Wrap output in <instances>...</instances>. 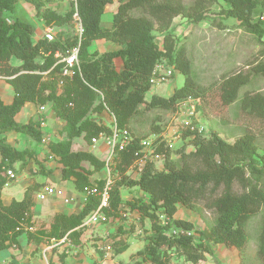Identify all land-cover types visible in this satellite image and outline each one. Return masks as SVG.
I'll return each instance as SVG.
<instances>
[{"label": "trees", "instance_id": "1", "mask_svg": "<svg viewBox=\"0 0 264 264\" xmlns=\"http://www.w3.org/2000/svg\"><path fill=\"white\" fill-rule=\"evenodd\" d=\"M23 1L41 15L44 25L73 28L72 2L66 1L68 11L60 14L48 9L41 11L42 0ZM114 1L117 5L111 26L103 27L101 17ZM18 2L0 0V76L3 77L0 83L12 91L9 103L0 95V192L8 182L5 171H13L16 165H23L35 156L30 150H17L10 145L6 134L22 133L34 141H39L43 135L38 122L18 124L15 120L29 105L51 108L55 117L64 123L62 133L66 140L51 144L48 151L52 160L61 165V180L71 182L77 194L93 186L102 190L105 181L92 182L83 164H89L93 171H101L104 161L87 151H72L71 146L76 137L91 144L100 134L109 135L108 126L90 118L91 114L106 112L116 128L127 131L131 138L114 161L113 168L119 179L114 180L109 191L107 219L120 213L122 187H137L148 196L147 203H129L131 210L140 212L141 219L151 222L146 245L131 257L150 264H170L168 251L174 250L187 263L198 264L205 260V255L212 256L213 248L203 243V234L199 237L201 241L195 242L192 223L174 219L178 206L195 210L197 203L203 200L209 201L206 208L214 212L208 240L214 245L241 250L247 239V221L264 205V172L258 166L263 164L264 156H260L254 136L244 134L228 143L215 132L207 137L184 131L182 138L189 139L193 150L187 154L176 151L177 160L171 158L172 150L164 142L159 144V136L155 153L163 157L162 169L146 161L138 169V178L132 179L126 172L141 156H137L141 149L139 143L145 137L131 133L130 126L141 105L148 110L175 114L181 102L204 96L206 90L198 84L185 48L177 47L172 24L177 19L192 24L205 22L211 5L225 4L218 14L235 20L239 28L255 37L261 46V62L249 66L246 74L240 72L222 79L218 86L222 104L234 103L242 89L252 88L257 78L264 77V22L260 19L264 0H76L83 28L81 38L75 34L61 39L54 37L53 41H47L44 36L32 40V25L15 15ZM8 16L14 17L12 23ZM96 41H104L116 49L98 53L92 49ZM73 47H78V64L70 68V76H62L68 66L58 62L55 53L65 55ZM12 59L18 61L16 66L9 64ZM117 60L121 62L119 71L115 66ZM163 62L179 73L183 82L169 97L152 95L146 101L150 79ZM239 109L264 120V94L245 90ZM154 132L159 135V128ZM234 185L238 187L237 192ZM32 187L25 188L20 201L12 200L8 205L3 204L0 196V250L16 243L22 235L27 244L38 247L43 242L49 244L66 237L77 243L80 226L97 208L98 198L89 195L78 212L57 213L49 224H39L30 232L34 226L33 194L37 191ZM160 215L167 217L166 225H162ZM174 230L177 233H172ZM257 244V256L264 263V213Z\"/></svg>", "mask_w": 264, "mask_h": 264}, {"label": "rangeland", "instance_id": "2", "mask_svg": "<svg viewBox=\"0 0 264 264\" xmlns=\"http://www.w3.org/2000/svg\"><path fill=\"white\" fill-rule=\"evenodd\" d=\"M42 1L44 6L41 11L48 9L60 14L68 11L66 0ZM186 2L189 3V1ZM116 4V1H114L113 5L108 9L115 8ZM222 7H226V5L220 3L209 6L205 22L192 24L184 20H176L172 24L177 47L183 46L185 48L186 56L192 64V72L198 84L206 90L201 99L194 100L196 120L204 128L205 136L209 137L211 132H215L228 143H233L244 134L254 136L258 152L260 156H264V120L248 115L239 109V101L245 90L252 89L255 92L264 94V77L257 78L252 88L242 89L234 103L224 105L220 100L218 86L223 78L240 72L246 74L249 66L262 61L259 54L261 46L257 39L239 28L235 20L220 16L218 13ZM15 15L19 20L32 25L34 31L32 40L44 35V30L48 26L44 25L41 15L36 13L32 5L19 0L16 5ZM261 15L264 17V9ZM8 19L11 23L14 21V17L8 16ZM53 30V37L57 39L76 34L74 26L72 29L69 26H64L63 28L55 26ZM115 49V46L109 44L106 50L99 49L94 51L104 53ZM9 64L16 66L18 61L12 59ZM162 66L164 70L160 72L164 74L165 80L152 85L145 95L146 101H149L152 95L164 98L169 97L174 88L179 87L183 82V77L171 68H167L165 62L162 63ZM160 72L158 71L156 78H160ZM0 95L6 102L11 98L12 91L6 84L0 83ZM26 109L23 114L27 115H22L21 122L27 123L31 121L40 124V119H43L46 125L44 127L39 125L40 129L43 128L41 130L43 135L39 141H34L22 133H19L17 138L13 139L18 144V149L30 150L34 152L35 156L30 160H26L23 165L15 166L13 171L17 178L9 182L10 187L23 182V186H33L32 188L39 190V185H37L35 180H46L47 184L59 186L64 193L66 191L71 193V195L66 193L67 195L79 198L80 194H77L73 184L69 181L61 180V165L56 160H49V146L66 140L64 133H62L64 123L55 117L49 107L44 114H40L38 107L35 105H29ZM90 118L97 123L108 127L112 126V119L106 112L91 114ZM130 128L131 133L150 140H153V136L156 138L161 135L168 136L172 130L181 132L179 120L177 116H174L173 112L160 109L148 110L145 109L144 105L139 107L138 113L132 119ZM156 128L160 130L159 135L154 132ZM94 145L95 147L92 146V143H86L82 137H76L72 140L71 150L90 152L103 161L107 154L103 140H99ZM171 150V158L177 160L179 153L176 151L182 150L187 154L193 148L189 145V139H183L181 136L180 139L172 142ZM154 164L158 170L163 167L162 162L158 161ZM258 166L264 172V162L263 164L261 162ZM83 167L85 171L90 172V180L92 182L100 179L105 181L109 177L113 183L119 179L118 173L115 172L113 167H110L109 171L105 168L101 171H93L92 167L87 163L83 164ZM138 169H140V166L133 165L126 172V175L132 179H137L139 176ZM9 184L7 186L4 185L2 190L8 189ZM19 188L16 187V190ZM233 189L236 192L238 191L236 185H234ZM120 190L122 203L119 215L117 217H109L106 224L81 229V235L77 243L73 239L68 238L64 243L54 247L50 257L51 260H49L50 264H150L140 261V258H136V256L134 258L131 257L146 245L147 238L151 234V222L148 219H141L142 215L140 212L131 210L129 206V203L137 201L147 203L148 196L137 187H122ZM2 194L1 191V197ZM33 200L34 226L29 230L30 232H34L39 224L47 225L55 214L66 208L60 204L59 199L48 198V200L43 201L45 202L42 204L44 208L42 205H38V207L40 206L39 210L36 203V192L33 194ZM208 203V200L199 201L195 210H188L185 207L178 206L174 216V219L185 220L193 224L194 232L192 231L191 234L196 243L201 241L199 237L203 234L201 236L202 239H205L203 243L209 244L213 248V255H205V260L200 261L198 264H264L257 256V238L262 224L264 205L247 221L245 225L246 242L241 250H236L226 248L223 245H214L208 240L209 232L214 222V212L206 208ZM74 204H78L77 206L81 207L79 200H76ZM67 209L66 212H71L70 208ZM44 210H49L50 212L40 214V211L43 212ZM42 244L47 245L48 243L43 242ZM37 247L36 245L27 244L25 235H22L17 239L16 243L7 244L0 250L3 256L0 263L41 264L39 260L40 251L39 247ZM168 255L170 256V264H191L187 263L184 257L174 250H169Z\"/></svg>", "mask_w": 264, "mask_h": 264}, {"label": "built area", "instance_id": "3", "mask_svg": "<svg viewBox=\"0 0 264 264\" xmlns=\"http://www.w3.org/2000/svg\"><path fill=\"white\" fill-rule=\"evenodd\" d=\"M68 2H72L74 5V13L72 14V23L74 25L76 35L80 39L81 35L83 33V28L81 24L80 17L78 15V12L76 10V0H66ZM260 19L264 22V17L261 16ZM54 27H46L44 30V38L47 41H53L54 40ZM78 47L71 48L65 55H61L60 53H55V57L59 59L58 62L66 63L68 66L67 68L63 69L62 76H70L72 74L70 68L74 65L77 66L78 64ZM162 68V70H160ZM163 66H157L155 68V73L150 79V84L153 85L156 82H162L165 80V76L160 71H163ZM160 72V78H156V74ZM3 77L0 76V80H2ZM61 84V83H59ZM188 110V111H187ZM46 109L44 107L39 108V113L44 114ZM192 111V112H190ZM178 120H179V126L181 128V132L171 131V134L169 132L168 136L161 135V139L159 140V144L161 142H164L165 146L169 149L172 148V142H175L176 140L180 139L182 136V131H189L190 133H196V134H203L204 128L200 126V123L198 120H196V110H195V101L194 100H186L179 104L176 114ZM46 123L43 119H40V126L44 127ZM181 134V135H180ZM130 136L125 130H118L114 123H112L111 126V133L109 135L107 134H100L97 139H92L91 143L92 146L95 147V143H97L99 140H103V144L105 148L107 149V154L104 159V168L109 171L110 167H113L115 158L117 157L118 152L123 151L124 148L128 145L130 142ZM156 137L153 136V140H150L149 138L143 139L140 141L139 145L141 147L139 156L136 160L134 165L140 166L144 164L146 161L149 162H161L163 160V157L161 154H156L155 150L158 146V142L155 143ZM53 158L49 156V160H52ZM5 177L7 178L8 182L5 184L7 186L9 182L16 180V174L11 169L5 171ZM111 179L108 177L105 180L104 187L102 190H98L96 186H93L92 188H86L84 191L80 194L79 198H76L74 196H69L66 193H64L61 189L57 188L54 185L47 184L42 185L39 190L36 192V199L39 202H43L48 200V198H55L61 200L65 205H69L74 203L76 200L80 201V206L83 207L85 202L87 201V198L89 195H93L98 198V206L97 208L91 212L82 222L80 228L95 226L99 224H106L108 219L106 217L105 211L109 209V191L111 189ZM160 220L162 222V225H166L168 222L167 217L160 215ZM172 233H177L175 230ZM187 235H190V233H187ZM65 241V238L54 242L51 241L49 244L45 245V247L41 250L42 253V264H50L49 263V254L51 253L52 249L56 246H59L61 243Z\"/></svg>", "mask_w": 264, "mask_h": 264}, {"label": "crops", "instance_id": "4", "mask_svg": "<svg viewBox=\"0 0 264 264\" xmlns=\"http://www.w3.org/2000/svg\"><path fill=\"white\" fill-rule=\"evenodd\" d=\"M117 5V4H116ZM109 8V7H108ZM106 9V11H105V13H104V15H102V17H101V23H102V26L103 27H106V28H108V27H110L111 26V21H112V16H113V11L115 10V8H112V9ZM177 20H179V19H177ZM176 21V20H175ZM104 45V47H102L101 48V46H103ZM107 45H109L108 43H106V42H104V41H96V42H94L93 43V45H92V49L93 50H106L107 49ZM103 53V52H102ZM115 66H116V69H117V71H119L120 69H121V62L119 61V60H117V61H115ZM11 96V98H12V95H10ZM11 98L9 99V101H6L5 103H9L10 101H11ZM26 108H24V110L22 111V112H20L17 116H16V118H15V120H16V122L18 123V124H23L24 122H21V118H22V115L23 116H26L27 114H23V112L25 111L26 112ZM111 118V117H110ZM112 119V118H111ZM62 125V124H61ZM19 134H17V133H8V134H6V136H7V138H8V140H7V142L10 144V145H12V146H14L17 150H20V149H18V144L16 143V141L15 140H13V139H16L17 138V136H18ZM22 136V135H21ZM22 139H26V138H22ZM35 182L37 183V185H39V188H40V186H42V185H47V182H46V180H42V181H39V180H35ZM22 183L23 182H19V183H17V184H15L14 186L12 185V187H10V184H9V186H8V189L6 188V189H4V190H2V197H1V200H2V202H3V204L4 205H8L12 200H16V201H20L21 199H22V197H23V193H24V190H25V188L26 187H28V186H26V185H22ZM27 183V182H26ZM51 185H54V184H51ZM54 186H56L57 188H59V189H61L59 186H57V185H54ZM16 187H20L19 189H17L16 190ZM38 191V190H37ZM36 191V192H37ZM4 193H6V194H4ZM66 193L67 194H70L71 195V193H69V192H67L66 191ZM77 197H79V195H77ZM59 202H60V204H62V205H64V207H66V208H64L63 209V211H60V213H63V214H67V215H69V214H71V213H76L77 211H79L82 207H79V206H77L78 204H69V205H65L61 200H59ZM37 207H38V205H42V204H44L45 202H39L38 200H37ZM40 206L38 207L39 208V210H40ZM42 207L44 208V206L42 205ZM37 208V209H38ZM67 208H70L71 209V212H66V210H68ZM69 209V210H70ZM48 212H50L49 210H44L43 212H41L40 211V214L42 213V214H45V213H48ZM49 224V223H48ZM80 229H82V228H80ZM68 240V238L66 237L65 238V241H67ZM64 241V242H65ZM63 242V243H64ZM45 247V245H41L40 247H39V251H40V258H39V260L41 261V264L43 263V260H42V253H41V250L43 249ZM51 253H52V251H51ZM51 253L49 254V260H51L50 259V257H51ZM5 257V256H4ZM2 258H3V256H2V254L0 253V262H1V260H2ZM1 264V263H0Z\"/></svg>", "mask_w": 264, "mask_h": 264}, {"label": "clouds", "instance_id": "5", "mask_svg": "<svg viewBox=\"0 0 264 264\" xmlns=\"http://www.w3.org/2000/svg\"><path fill=\"white\" fill-rule=\"evenodd\" d=\"M151 87H152V85H151ZM176 114V113H175ZM175 114H174V116H175ZM112 118V117H111ZM112 123H113V118H112V122H111V125H112ZM110 128V131H111V127H109ZM204 134V133H203ZM144 139H146V138H144ZM157 140V139H156ZM104 161V160H103Z\"/></svg>", "mask_w": 264, "mask_h": 264}]
</instances>
